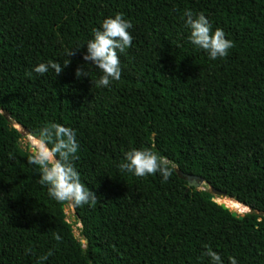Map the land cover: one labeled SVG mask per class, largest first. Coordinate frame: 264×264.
<instances>
[{
  "label": "trees",
  "instance_id": "obj_1",
  "mask_svg": "<svg viewBox=\"0 0 264 264\" xmlns=\"http://www.w3.org/2000/svg\"><path fill=\"white\" fill-rule=\"evenodd\" d=\"M188 10L223 29L227 57L190 42ZM117 13L133 40L118 52L120 80L97 88L102 73L83 53ZM67 60L59 75L34 71ZM53 123L75 130L73 163L98 197L71 205L84 244L18 145L15 125L35 138ZM133 148L173 162L172 176L121 171ZM178 172L248 210L233 216ZM205 246L222 264H264V0H0V264L50 250L43 264H212Z\"/></svg>",
  "mask_w": 264,
  "mask_h": 264
},
{
  "label": "clouds",
  "instance_id": "obj_2",
  "mask_svg": "<svg viewBox=\"0 0 264 264\" xmlns=\"http://www.w3.org/2000/svg\"><path fill=\"white\" fill-rule=\"evenodd\" d=\"M185 17V23L190 28L189 40L193 45L206 51L212 60L227 57L234 44L225 38L223 29L217 27L213 31L208 18L203 13L194 14L188 10L185 12ZM132 27V23L125 19L122 13H117L114 17L105 18L100 28L93 29L94 35L86 42L87 51L83 53V60L87 64L96 66L102 73L94 81L97 88L108 87L113 81L120 80L122 70L118 52L123 53L131 46L133 37L128 30ZM82 47L68 50L67 56H74ZM69 62L67 60L63 65L54 61L41 62L34 67V71L38 74H46L51 70L55 75H59ZM75 75L78 79L89 76L84 66L78 67ZM35 139L38 140V144L31 145L28 163L39 167V183L47 187L49 196L57 202L71 204L74 207L85 204L95 206L97 195L81 182L80 173L73 163L77 159L79 149L75 130L53 123L42 127ZM124 161L118 165L121 171H127L137 177L159 173L164 181L172 176L177 167L151 148H133L124 153ZM55 239L60 241L62 237L57 234ZM205 247L207 250L203 254L210 257L212 264H222L221 256L210 246ZM52 254L50 250L42 255L37 264H43ZM229 264H238L237 259L229 257Z\"/></svg>",
  "mask_w": 264,
  "mask_h": 264
},
{
  "label": "rangeland",
  "instance_id": "obj_3",
  "mask_svg": "<svg viewBox=\"0 0 264 264\" xmlns=\"http://www.w3.org/2000/svg\"><path fill=\"white\" fill-rule=\"evenodd\" d=\"M21 132L20 138L18 140V145L22 148L27 150L31 153V145L38 144V140H36L34 137L26 134L21 128H18ZM199 190H208L209 188L205 184H200L198 187ZM210 194H212L213 199L217 202V199L221 196L213 193L210 191ZM63 211L66 216V220L71 224L73 235L82 243L84 244V239L79 234V224L75 222V217L73 215V209L71 204H64L63 205ZM244 212L240 213L243 214Z\"/></svg>",
  "mask_w": 264,
  "mask_h": 264
},
{
  "label": "water",
  "instance_id": "obj_4",
  "mask_svg": "<svg viewBox=\"0 0 264 264\" xmlns=\"http://www.w3.org/2000/svg\"><path fill=\"white\" fill-rule=\"evenodd\" d=\"M178 176L181 177V178H184L186 180L187 188H194L196 191L199 190L198 187L200 186V184H205L203 179H202V177L197 176V175L182 174L181 172H178ZM209 191H212L213 193H215V194H217L219 196H225V194L223 192L215 190V189H213L211 187H209ZM208 198L213 200V201H215L213 199L212 194H209ZM216 203L219 204L221 207L226 208L233 216H236V217H241L242 216V214H240L239 212L235 211L234 209L229 208L223 202H216Z\"/></svg>",
  "mask_w": 264,
  "mask_h": 264
},
{
  "label": "bare ground",
  "instance_id": "obj_5",
  "mask_svg": "<svg viewBox=\"0 0 264 264\" xmlns=\"http://www.w3.org/2000/svg\"><path fill=\"white\" fill-rule=\"evenodd\" d=\"M15 127L19 128L17 125H15ZM217 202H223L226 206H228L231 209H234L239 213L246 212L248 210L246 206L226 196H221L220 198L217 199Z\"/></svg>",
  "mask_w": 264,
  "mask_h": 264
}]
</instances>
